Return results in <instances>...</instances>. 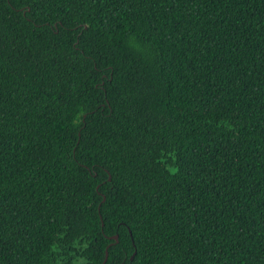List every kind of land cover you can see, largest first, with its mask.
<instances>
[{
	"label": "trees",
	"instance_id": "trees-1",
	"mask_svg": "<svg viewBox=\"0 0 264 264\" xmlns=\"http://www.w3.org/2000/svg\"><path fill=\"white\" fill-rule=\"evenodd\" d=\"M107 249L264 264V0H0V264Z\"/></svg>",
	"mask_w": 264,
	"mask_h": 264
},
{
	"label": "water",
	"instance_id": "water-1",
	"mask_svg": "<svg viewBox=\"0 0 264 264\" xmlns=\"http://www.w3.org/2000/svg\"><path fill=\"white\" fill-rule=\"evenodd\" d=\"M104 201H105V198H104ZM112 239H114L118 243V236L117 235L114 236V237H112ZM108 257H109V252H108V249H107V251H106V258H105V261H104L103 264H105L107 262Z\"/></svg>",
	"mask_w": 264,
	"mask_h": 264
}]
</instances>
